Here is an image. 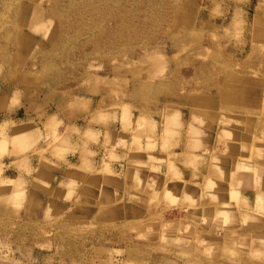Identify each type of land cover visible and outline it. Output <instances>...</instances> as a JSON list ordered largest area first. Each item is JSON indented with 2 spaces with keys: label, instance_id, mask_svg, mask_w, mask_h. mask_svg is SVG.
I'll use <instances>...</instances> for the list:
<instances>
[{
  "label": "rangeland",
  "instance_id": "obj_1",
  "mask_svg": "<svg viewBox=\"0 0 264 264\" xmlns=\"http://www.w3.org/2000/svg\"><path fill=\"white\" fill-rule=\"evenodd\" d=\"M0 264H264V0H0Z\"/></svg>",
  "mask_w": 264,
  "mask_h": 264
},
{
  "label": "crops",
  "instance_id": "obj_2",
  "mask_svg": "<svg viewBox=\"0 0 264 264\" xmlns=\"http://www.w3.org/2000/svg\"><path fill=\"white\" fill-rule=\"evenodd\" d=\"M93 130V132L95 131V133L97 132L99 134V138L97 140V143H86V149L89 150V152H91L93 154V156L90 158L91 163L94 164H98L99 161L101 160L102 156L104 155V149L102 148V141H103V134L106 132L107 135L111 138L113 134L115 135H120V128L119 125L117 123H110L107 127H102V126H93V128H91ZM91 130V131H92ZM69 143H73L72 141ZM78 146H81V142H77ZM81 148H79L78 150H75L74 153L71 154H67L66 155V161L70 162L72 159V157H74V162H77V152H79ZM76 156V157H75ZM76 159V160H75ZM32 161L35 163V165H38V160L37 158L32 159ZM51 161V160H50ZM52 162V161H51ZM58 162H54V164L56 166H58L57 170H53V171H47L46 169H42V172L45 173V175H49V176H53L54 177V181L59 183H65L66 182V178H67V174H69V170L67 171V168L65 165H63L62 163L57 164ZM123 166L125 165H119L117 163H113L111 164V168L117 172L118 170L122 169ZM120 168V169H119ZM177 168L179 169L180 173H181V179L182 180H187L191 178L192 175V171L190 168L188 167H184L180 164L177 165ZM97 170V168L95 169ZM95 175H93V179L96 180V182H100L101 181V177L99 175H96V173H94Z\"/></svg>",
  "mask_w": 264,
  "mask_h": 264
},
{
  "label": "bare ground",
  "instance_id": "obj_3",
  "mask_svg": "<svg viewBox=\"0 0 264 264\" xmlns=\"http://www.w3.org/2000/svg\"><path fill=\"white\" fill-rule=\"evenodd\" d=\"M170 114H171V113H170ZM176 114H177V113H176ZM176 114H175V117H176ZM165 117H166V114H165ZM167 117L169 118V115H167ZM190 117H191V116H190ZM170 118H171V117H170ZM172 118H173V114H172ZM53 120H54V119H53ZM167 120H168V122H169V119H167ZM176 120H177V119H176ZM176 120H175V121H176ZM51 121H52V120H51ZM165 121H166V118H165ZM53 122H54V121H53ZM165 123H166V122H165ZM165 123H164V125H165ZM171 123H173V122L171 121ZM175 123H176V122H175ZM169 124H170V122H169ZM169 124H168V125L166 124V126H167L166 128H168V126H169V127L171 126V125H169ZM164 127H165V126H164ZM166 128H165V131H166V133H167V130H168V129H166ZM163 130H164V129H163ZM169 130H170V129H169ZM170 131H171V130H170ZM163 133H164V132H163ZM161 134H162V133H161ZM217 134H218V133H217ZM162 135H163V134H162ZM220 135H221V134H220ZM227 135H228V134H227ZM229 135H230V134H229ZM227 139H228V137H227ZM220 140H221V139H220ZM222 141H223V140H222ZM224 143H225V142H224ZM186 154H187V156L189 155L188 153H186ZM186 154H185V155H186ZM182 155H184V154H182ZM185 155H184V156H185ZM192 156H193V155H192ZM181 158H183V157L181 156ZM188 159H189V158H188ZM186 163H187V162H186ZM171 164H172V163H171ZM184 164H185V163H184ZM186 165H187V164H186ZM174 168H175V167H174ZM234 169H235V168H234ZM172 170H173V169H172ZM255 171H256V170H255ZM174 172H175V171H174ZM176 172H178V171L176 170ZM176 172H175V173H176ZM232 180H233V179H232ZM238 182H239V181H238ZM232 191H233V190H232ZM234 193H235V192L231 193L232 196H233ZM236 193H237V190H236ZM167 194H168V193H167ZM235 195H236V194H235ZM186 197H187V196H186ZM231 198H232V197H231ZM233 198H235V196H234ZM256 198H258V197L256 196Z\"/></svg>",
  "mask_w": 264,
  "mask_h": 264
}]
</instances>
